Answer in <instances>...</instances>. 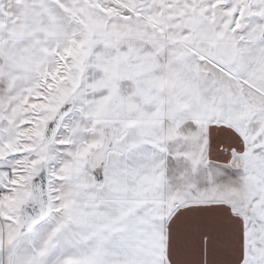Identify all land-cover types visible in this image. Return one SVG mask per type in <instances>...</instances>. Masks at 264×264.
I'll list each match as a JSON object with an SVG mask.
<instances>
[{"label":"snow or ice","instance_id":"1","mask_svg":"<svg viewBox=\"0 0 264 264\" xmlns=\"http://www.w3.org/2000/svg\"><path fill=\"white\" fill-rule=\"evenodd\" d=\"M0 264H264V0H0Z\"/></svg>","mask_w":264,"mask_h":264}]
</instances>
